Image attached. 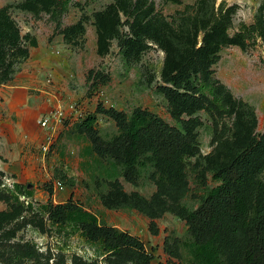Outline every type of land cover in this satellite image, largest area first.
I'll return each mask as SVG.
<instances>
[{"label": "rangeland", "instance_id": "obj_1", "mask_svg": "<svg viewBox=\"0 0 264 264\" xmlns=\"http://www.w3.org/2000/svg\"><path fill=\"white\" fill-rule=\"evenodd\" d=\"M42 1L0 0V9L9 7L24 37L23 43L30 51L28 58L14 61L12 66L8 55L7 69L2 72L0 68V76L11 78L5 80V77L0 82V171L4 173L3 186L15 191L17 188L19 199L32 205L23 214L30 223L15 232L14 237L11 231L15 222L4 224L0 220V235L4 237L1 245L8 241H29L44 253L63 252L69 264L75 254L89 262L98 260L106 264L100 246L88 242L75 226L57 225L49 220L44 210L49 201L60 204L72 198L95 213L101 223L139 237L152 257L151 264H195L186 221L167 212L156 219L159 232L154 234L149 227L150 218L135 207L123 205L117 195L122 190L128 195L138 193L151 199L157 191L150 177L152 167L142 168L138 184H132L124 177L123 169L112 160L100 157L90 138L75 127L82 118L96 115L100 134L111 139L118 127L113 119L98 113L100 106L114 107L129 115L136 107H142L181 127V122L172 117L167 99L158 90L165 84L163 76L175 70L181 51L172 39L165 41L169 47L167 52L155 41H143L131 32L130 22L135 17L129 14L137 0H70L60 28ZM199 1L144 0L148 12L145 18L157 20L158 17V25L167 23L179 30L182 22H188L198 13L208 16L213 6L218 11L222 2L225 9L237 6L228 31L221 37L220 59L213 66L214 77L236 98L254 107L258 119L256 131L263 133L264 41L254 35L242 47L227 39L239 32L242 25L255 22L264 0H208L207 3L206 0L203 9ZM78 22L85 27L82 34L72 36L62 32ZM202 36L203 33L200 43ZM31 37H36L37 47L29 45ZM91 70L105 74L109 81L93 83L89 78ZM59 102L74 104L77 112H69L55 130L41 127L40 117ZM197 116L203 122L197 129L201 151L207 155L213 149V122L205 111ZM232 121L228 120L229 125ZM189 162L190 191L183 203L195 209L219 182L207 172L203 183L199 179L203 169L196 168V158ZM58 182L64 185L63 189L58 188ZM7 210L8 205L0 202V212ZM175 239L179 240L180 247L179 255L173 257L166 251L165 242L174 243Z\"/></svg>", "mask_w": 264, "mask_h": 264}, {"label": "trees", "instance_id": "obj_2", "mask_svg": "<svg viewBox=\"0 0 264 264\" xmlns=\"http://www.w3.org/2000/svg\"><path fill=\"white\" fill-rule=\"evenodd\" d=\"M205 1H199L200 9H203ZM42 2L60 28L70 0ZM236 7L225 9L222 2L218 11L213 6L212 14L208 16L198 13L188 22H182L179 30L167 23L158 25V17L157 20L156 17L146 20L148 12L144 0H137L131 8L129 15L135 18L130 22V28L138 39H151L167 52L169 47L165 41L172 39L182 53L175 70L168 71L163 76L165 84L158 87L168 101L172 117L181 122V127L171 125L142 107H136L129 115L114 107L100 106L98 113L113 119L118 127V132L108 140L96 127V115H89L75 124L79 133L90 138L96 153L121 167L124 177L132 184H138L142 168L152 167L150 177L157 191L151 199L138 193L128 195L122 190L117 195L123 200V205L135 207L150 218L149 227L154 234L159 232L156 219L167 212L186 221L195 264H264V132L256 131L258 119L254 107L236 98L224 83L214 77L213 69L220 59L221 37L228 31ZM84 30L82 22H78L62 32L73 36L74 33L82 34ZM254 35L264 41V3L255 22L249 26L242 25L240 31L227 41L245 47ZM23 38L9 7L1 8L2 72L7 69L8 55L11 56V66L14 61L30 56ZM29 43L32 47L38 46L36 37H31ZM5 77L0 76V82L4 78L11 79L10 76ZM89 78L94 80L93 83L109 81L108 76L94 70L90 71ZM202 111L213 122V149L207 155L202 154L197 130L203 124L197 116ZM231 119L233 121L229 125L228 120ZM191 158H196L198 170L203 169L199 175L203 183H206L207 172H211L213 179L219 182L201 198L195 209L183 203L190 191L187 171ZM3 176L0 171V202L6 203L8 210L0 212V220L4 224L15 222L11 231V237H14L15 232L30 223L23 214L31 210L32 205L19 199L17 188L15 191L3 186ZM44 210L52 223L72 224L88 242L100 246L106 264H151L152 257L139 237L101 223L95 213L72 198L60 204L49 201ZM1 235L0 264H69L63 252L56 255L44 253L33 242L8 241L1 245L4 238ZM178 241L175 239L171 243L166 240L165 249L170 256L179 255ZM71 260V264H102L98 260L89 262L77 254Z\"/></svg>", "mask_w": 264, "mask_h": 264}, {"label": "built area", "instance_id": "obj_3", "mask_svg": "<svg viewBox=\"0 0 264 264\" xmlns=\"http://www.w3.org/2000/svg\"><path fill=\"white\" fill-rule=\"evenodd\" d=\"M77 112V108L74 104H63L61 102L58 103V106L51 109L47 113H44L40 119L38 120V123L41 127L46 129H54L57 127V125L64 119L67 118L68 114ZM44 149L47 150L48 147L44 146ZM59 189H63L64 185L61 182H58L57 184Z\"/></svg>", "mask_w": 264, "mask_h": 264}, {"label": "crops", "instance_id": "obj_4", "mask_svg": "<svg viewBox=\"0 0 264 264\" xmlns=\"http://www.w3.org/2000/svg\"><path fill=\"white\" fill-rule=\"evenodd\" d=\"M44 85V84H43ZM48 95H50V92H47Z\"/></svg>", "mask_w": 264, "mask_h": 264}]
</instances>
